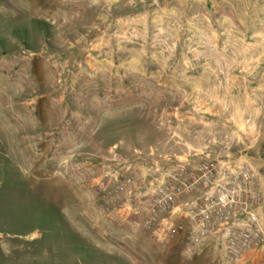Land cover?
<instances>
[{
    "label": "rangeland",
    "instance_id": "obj_1",
    "mask_svg": "<svg viewBox=\"0 0 264 264\" xmlns=\"http://www.w3.org/2000/svg\"><path fill=\"white\" fill-rule=\"evenodd\" d=\"M227 143L264 172V0H0V264H232L101 187Z\"/></svg>",
    "mask_w": 264,
    "mask_h": 264
},
{
    "label": "built area",
    "instance_id": "obj_2",
    "mask_svg": "<svg viewBox=\"0 0 264 264\" xmlns=\"http://www.w3.org/2000/svg\"><path fill=\"white\" fill-rule=\"evenodd\" d=\"M229 148L165 157L126 182L106 165L107 204L163 238L183 235L190 254L211 247L232 264H264V172Z\"/></svg>",
    "mask_w": 264,
    "mask_h": 264
}]
</instances>
